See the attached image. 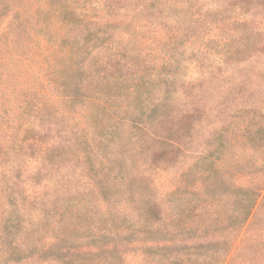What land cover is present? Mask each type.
Returning <instances> with one entry per match:
<instances>
[{
  "label": "rangeland",
  "instance_id": "374dc122",
  "mask_svg": "<svg viewBox=\"0 0 264 264\" xmlns=\"http://www.w3.org/2000/svg\"><path fill=\"white\" fill-rule=\"evenodd\" d=\"M52 3L56 5L55 0ZM14 5L29 28L40 27L48 17L35 0H16ZM104 13L111 26L107 42L93 53L92 68L105 77L102 87L107 92L110 80L121 76V88L116 91L120 95L105 92L103 104L96 105L101 85L98 79L87 83L86 100L92 110L95 105V115L86 129L89 143L85 147L92 152L98 144L93 141L96 128L110 131L102 142L108 144L101 152L107 155L103 177L99 176L103 188L96 187L91 196L100 202L98 207L75 210L78 222L67 231L98 224L112 233L106 240L101 237L108 244L100 248L75 246L70 258L51 259L36 253L17 264H116L112 257L90 261L77 255L107 247L116 248L118 264H156L157 260L141 254L134 240L141 216L145 218L155 206L153 218L159 217L163 229L170 225L181 206L198 199L193 192L204 189L198 162L219 146L221 129L226 125L229 136L224 140L242 151L246 144L233 137L237 128L247 125L243 120L264 113V0H114ZM123 49L130 56L121 57ZM145 72L156 78L163 75L158 82L163 96L142 114L137 109ZM38 122L25 135L26 146L13 157L22 160L24 192L31 185L36 191L33 199L43 197L60 205L72 192L95 186L94 178L87 163L72 154L71 148L80 149L75 126L51 119ZM52 145L73 157L57 163L42 159ZM32 156L41 157L39 179H27L33 174Z\"/></svg>",
  "mask_w": 264,
  "mask_h": 264
},
{
  "label": "trees",
  "instance_id": "16d2710c",
  "mask_svg": "<svg viewBox=\"0 0 264 264\" xmlns=\"http://www.w3.org/2000/svg\"><path fill=\"white\" fill-rule=\"evenodd\" d=\"M15 1L0 0V264H17L36 253L62 260L75 255L71 252L75 246L100 248L108 244L103 238L106 240L112 231L105 225H81L79 230L72 229L74 232L68 228L78 222L75 210L86 212L98 207L100 202L92 201L91 196L96 187L103 188L99 176L103 177L107 155L101 152L108 144L102 142L107 141L110 131L96 128L93 141L98 140V144L92 152L85 147V142L89 143L85 141L86 129L95 115V105L92 110L86 100L87 83L98 79L101 85L94 99L96 105L103 104L108 96L105 92L118 97L116 91L121 88V76H115L107 92L102 87L107 82L105 77L92 68L93 53L107 42L111 26L104 9L114 0H55L56 5L53 0H35L38 9L45 7L48 17L40 27L31 28L24 25ZM9 16L13 18L3 24ZM31 29L34 31L29 32ZM120 53L121 57L130 56L125 49ZM141 78L144 88L137 110L146 114L147 106L163 96L158 84L163 75L156 78L145 72ZM46 119L75 126L80 149L71 148L72 154L87 163L95 182L88 190L72 192L60 205L43 197L33 199L32 192L36 191L31 185L24 192L22 160L13 157L26 146L25 135ZM246 121L247 125L237 128L233 135L246 144L242 151L224 140L229 136L225 125L219 146L199 159L205 187L193 192L198 199L181 206L170 225L163 229L157 222L159 217L153 218L155 206L146 211L145 218L141 216L134 240L142 255L157 260L156 264H264V113ZM148 126H142L141 131ZM72 154L52 145L42 159L61 162L58 160ZM38 158L29 164L33 174L27 179L41 177ZM113 249L77 255L90 261L112 257L118 264L119 256Z\"/></svg>",
  "mask_w": 264,
  "mask_h": 264
}]
</instances>
